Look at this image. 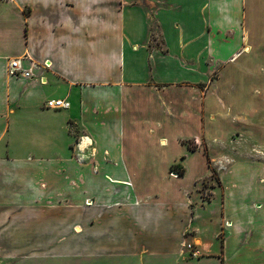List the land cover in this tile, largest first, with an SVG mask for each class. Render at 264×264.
Masks as SVG:
<instances>
[{"label":"crops","instance_id":"crops-1","mask_svg":"<svg viewBox=\"0 0 264 264\" xmlns=\"http://www.w3.org/2000/svg\"><path fill=\"white\" fill-rule=\"evenodd\" d=\"M257 40L264 0H0V264L179 260L199 180L185 181L186 164L200 153L183 141L207 132L216 71ZM17 58L32 78L10 75ZM51 99L71 106L48 109ZM191 124L200 136L173 134ZM172 142L186 153L171 157ZM180 162L184 176L172 172ZM251 186L264 195L257 176ZM223 200L222 215L197 207L198 240L221 253L225 217L226 264H264V201L227 209ZM113 229L117 243L93 245Z\"/></svg>","mask_w":264,"mask_h":264},{"label":"rangeland","instance_id":"rangeland-1","mask_svg":"<svg viewBox=\"0 0 264 264\" xmlns=\"http://www.w3.org/2000/svg\"><path fill=\"white\" fill-rule=\"evenodd\" d=\"M258 43L257 40L252 51L240 59L239 64L241 65L227 62L216 71V76L212 79H216V94H213L214 100L211 101L210 106L206 100L204 107L203 117L207 132L202 135L199 141L197 139L183 141L189 150L200 151L188 160L186 164L188 175L185 181L193 183L194 179L199 180L187 192L191 225L186 231V242L182 245L180 259L172 264H226L224 247L228 232L227 225L231 221L224 217L217 225L219 226L217 232L221 253H216L210 248H216L217 242H215V246L211 243L206 247L198 240L197 229L200 225L199 222L196 224L197 207L200 209L202 217H207L213 214L216 216L220 213L224 214L222 212L224 195L227 209L231 205L242 206L245 202H251L257 197L264 201L261 189H250L253 187L251 184L255 181L256 176L261 182H264V41L261 44ZM239 66L240 68H238ZM204 91L208 97V90ZM222 94L227 96L225 99L230 105L228 112L223 109L222 101L225 99ZM199 132L196 124H191L188 127L183 125L173 129L174 135L200 136ZM168 150H170L171 157L186 153V149L175 142L171 143ZM192 161L198 165L197 171L193 174H191ZM251 164H254L256 173L252 170ZM186 168L184 163L180 162L174 173L177 171L185 173ZM212 170H215L216 173L213 174ZM251 205L254 210H257L263 204L261 201L255 200ZM261 214H264V210ZM260 224L264 225V218ZM204 225L205 227L215 226L214 229H210L216 233V222L210 224L205 222ZM243 232L241 229L237 233V241H241ZM119 233L118 229H113L110 236L104 237L103 240L101 237H97L93 245L115 244L119 241L116 238ZM204 235L206 239L212 240V235ZM262 242H264V233L256 242V246L264 245ZM212 257H218V262L216 263L214 259H205ZM106 264L111 263L107 262ZM127 264L137 263L130 261Z\"/></svg>","mask_w":264,"mask_h":264},{"label":"built area","instance_id":"built-area-1","mask_svg":"<svg viewBox=\"0 0 264 264\" xmlns=\"http://www.w3.org/2000/svg\"><path fill=\"white\" fill-rule=\"evenodd\" d=\"M8 71L10 75L18 78L30 79L33 76L30 70L23 67L22 59L19 58L10 61ZM45 106L53 110H66L70 108L71 104L67 100L51 99L46 102Z\"/></svg>","mask_w":264,"mask_h":264},{"label":"trees","instance_id":"trees-1","mask_svg":"<svg viewBox=\"0 0 264 264\" xmlns=\"http://www.w3.org/2000/svg\"><path fill=\"white\" fill-rule=\"evenodd\" d=\"M176 167H177V166H174V167H173L172 172H174V170H175ZM212 173L215 174L216 171H215V170H212ZM176 174H178L179 176H184L185 173H178V171H177Z\"/></svg>","mask_w":264,"mask_h":264}]
</instances>
